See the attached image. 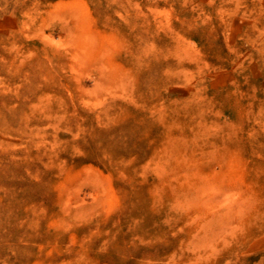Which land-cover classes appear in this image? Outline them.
I'll use <instances>...</instances> for the list:
<instances>
[{
  "label": "rangeland",
  "instance_id": "1",
  "mask_svg": "<svg viewBox=\"0 0 264 264\" xmlns=\"http://www.w3.org/2000/svg\"><path fill=\"white\" fill-rule=\"evenodd\" d=\"M0 264H264V0H0Z\"/></svg>",
  "mask_w": 264,
  "mask_h": 264
}]
</instances>
